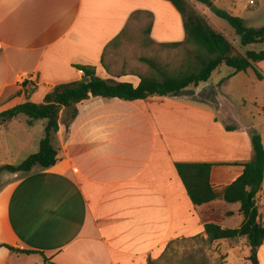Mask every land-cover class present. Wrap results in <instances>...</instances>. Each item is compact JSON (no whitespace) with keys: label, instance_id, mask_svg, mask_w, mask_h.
<instances>
[{"label":"crops","instance_id":"0c3cea01","mask_svg":"<svg viewBox=\"0 0 264 264\" xmlns=\"http://www.w3.org/2000/svg\"><path fill=\"white\" fill-rule=\"evenodd\" d=\"M157 5L164 9L166 1L0 0V112L26 101L45 104L55 87L82 81L81 67H93L95 76L110 84L137 86L140 72L112 73L105 55L134 43L124 37L143 25L142 14L151 24L149 41L136 42L139 49L183 41L179 13L159 11ZM255 68L262 77L257 82L264 84V61ZM218 70L207 83L180 94L133 102L88 100L67 128L61 110L55 165L11 174L0 188V245L43 256L1 247L0 264H147L172 240L199 234L206 239V224L239 228V204L194 207L175 170L176 163L225 164L210 174L211 185L220 188L234 182L243 172L240 164L251 160V133L261 137L264 148L263 103L258 119L228 112L225 123L217 117L221 98L232 102L222 87L248 71H228L213 80ZM261 98L264 93L256 100ZM240 101L246 105L243 95ZM4 125L0 154L39 149L41 136L33 144L22 142L15 134L3 135ZM256 202L264 227V173ZM220 242L239 247L240 254L250 252L244 240ZM256 258L264 264V240Z\"/></svg>","mask_w":264,"mask_h":264},{"label":"trees","instance_id":"16d2710c","mask_svg":"<svg viewBox=\"0 0 264 264\" xmlns=\"http://www.w3.org/2000/svg\"><path fill=\"white\" fill-rule=\"evenodd\" d=\"M179 13L182 19L184 39L181 42L160 44L159 47L178 49L182 51L180 64L172 69L160 66L155 61L143 59L152 70L150 74L141 75L137 86L130 83L110 84L95 76L93 67H81L84 71L82 81L55 87L46 97L45 104H35L29 101L18 104L8 110L0 112V123H6L19 115L27 117V125L32 126L35 121L45 122L43 137L39 142L37 153L31 154L18 165H1L0 174L29 173L33 168L49 169L57 161L55 137L59 129V114L61 110L69 111L72 121L77 114V107L91 99H119L128 102L146 100L153 97H167L180 94L189 87L197 88L207 83L212 74L222 65L232 71V75L246 73L252 70L257 79H262L255 66L264 61V49L259 52L246 51L238 54L224 35L213 30L206 19L195 11L189 4L192 0H165ZM213 10L215 15L226 21L234 34L239 37L240 45L264 46V25L251 28L245 25L242 18L217 9L213 0H193ZM150 26L146 29L147 35ZM252 158L249 162L240 164L242 174L231 184L214 188L210 183V174L214 166L225 164L213 163H176L175 170L181 179L185 191L194 207L223 201L227 204H239V212L243 218L237 229H222L215 224L204 225L206 244L225 240H244L250 250L248 261L257 264V250L264 240V227L258 221L257 196L261 190L264 173V148L261 137L256 133L250 134ZM16 254L42 253L14 249L0 245ZM164 264H208L206 255L202 251L186 254L182 259L173 263L172 259H165ZM48 264L49 261H47ZM148 261L147 264H157Z\"/></svg>","mask_w":264,"mask_h":264},{"label":"rangeland","instance_id":"374dc122","mask_svg":"<svg viewBox=\"0 0 264 264\" xmlns=\"http://www.w3.org/2000/svg\"><path fill=\"white\" fill-rule=\"evenodd\" d=\"M250 1H252L253 4H249ZM189 4L195 11H197L206 19L207 23L213 30L226 37V39L232 44L236 53L244 54L246 51L259 52L264 49L263 45L242 47L240 45L239 37L234 34L232 28L227 24L226 21L218 18L213 10L194 2L193 0L189 1ZM214 7L226 11L233 16L242 18L245 21V25L247 27L260 28L264 25V0H224L214 5ZM167 9H172L170 11H176L167 1L166 7L164 9L158 6L159 11H167ZM137 16L139 15L136 14L135 17ZM140 16H142V20L144 21L143 25L139 28V30H134V34L124 37L129 41H134V43H127L115 49L110 48L106 52L104 64L106 67L113 69L112 73H114V71L115 73L124 71L131 72L132 69H134L135 72L138 71L142 75L150 74L152 70L143 61V59L153 60L162 67H170L169 69H172L180 64L182 55L181 50L166 49L148 43L146 46L144 45L146 48H148L147 50H142L136 47V42L149 41V34L147 35L146 29L151 24V17L147 14H142ZM217 27L221 31H218ZM218 69L219 70L217 73H215L212 77L213 80L217 79L218 77L221 78L225 76L228 71H231L225 65H222ZM253 73L248 71L247 74H242L239 76L240 78H236V80L233 82H229V85L226 84L222 87V90L225 91L226 94L231 95L230 100H232V102H230L228 99L224 100L221 98V108L217 115L220 122H229L227 121L228 112L234 114L236 117H238L240 114H243L240 117L244 116L246 120H249L253 116L257 118L258 109L260 104H264V100L261 98V100L257 101L256 98L261 97V95L264 93V84L257 82L256 76ZM101 79L106 80L104 78ZM238 79H241V85H238ZM242 95L246 98V105H243L240 101V97ZM206 97V91L201 90L200 99L205 100ZM240 110H242V112H240ZM69 114V111L64 113V123L68 121ZM261 117L264 118L263 115H261ZM27 121L28 119L26 116H17L10 122L5 123L3 126V135L12 136L15 134L18 140L22 142L27 140L32 141L33 144V141L38 136L43 137L44 121H35L33 127H29L27 125ZM11 141H13V139H11ZM38 150L39 149L37 147V149H35L36 153ZM35 151L26 150L21 154H0V166L18 165L24 161L23 159L29 155V152H32L33 154ZM9 177H11V174L8 172H2L0 174V188ZM218 243L219 244H217V242L210 245L206 244L205 239L200 234L192 237H182L172 240L163 247L159 248L154 254L149 256L148 261H157V264H164L165 259H172L173 263H177V261L182 259L188 253L202 251L207 257L208 264H250V262L247 260L250 254L248 250H243L242 254H240V248L232 247V245L229 244L230 242Z\"/></svg>","mask_w":264,"mask_h":264},{"label":"built area","instance_id":"2783aa9c","mask_svg":"<svg viewBox=\"0 0 264 264\" xmlns=\"http://www.w3.org/2000/svg\"><path fill=\"white\" fill-rule=\"evenodd\" d=\"M249 4H253V2L250 1ZM78 74H79L80 77H84V71L83 70H79ZM25 80H28V77H26ZM21 82L24 83V80H22Z\"/></svg>","mask_w":264,"mask_h":264},{"label":"water","instance_id":"95a60500","mask_svg":"<svg viewBox=\"0 0 264 264\" xmlns=\"http://www.w3.org/2000/svg\"><path fill=\"white\" fill-rule=\"evenodd\" d=\"M209 89L207 87H205V91H208Z\"/></svg>","mask_w":264,"mask_h":264}]
</instances>
